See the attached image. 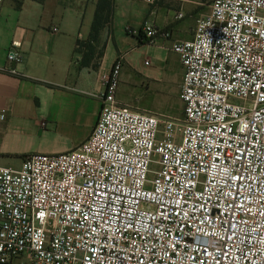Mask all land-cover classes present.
<instances>
[{
	"label": "built area",
	"instance_id": "built-area-1",
	"mask_svg": "<svg viewBox=\"0 0 264 264\" xmlns=\"http://www.w3.org/2000/svg\"><path fill=\"white\" fill-rule=\"evenodd\" d=\"M172 50L182 120L120 105L119 57L79 147L0 167V264H264V0H212Z\"/></svg>",
	"mask_w": 264,
	"mask_h": 264
},
{
	"label": "crops",
	"instance_id": "crops-1",
	"mask_svg": "<svg viewBox=\"0 0 264 264\" xmlns=\"http://www.w3.org/2000/svg\"><path fill=\"white\" fill-rule=\"evenodd\" d=\"M112 1V20L101 31L99 41L93 43L94 54L87 66L82 64L85 50L77 52L78 42L88 41L99 0L2 1L0 114L4 112L5 118H0V140L31 138L42 129L66 122L78 124L86 118L91 122V131L80 141L83 143L97 122L105 79L119 57L123 58L122 70L139 74L155 100L160 98L164 106L161 111L171 109L165 97L177 84L181 89L183 80L180 58L172 45L192 39L195 23L179 25L186 19V12L174 13L159 3ZM179 12L186 16L178 21L175 17ZM146 22L169 30L171 37L151 42L145 36ZM14 47L22 55L19 63L7 57ZM152 50L156 62L150 59L146 66L147 54ZM117 101L120 104L118 93Z\"/></svg>",
	"mask_w": 264,
	"mask_h": 264
},
{
	"label": "rangeland",
	"instance_id": "rangeland-1",
	"mask_svg": "<svg viewBox=\"0 0 264 264\" xmlns=\"http://www.w3.org/2000/svg\"><path fill=\"white\" fill-rule=\"evenodd\" d=\"M211 1L158 0L157 3L172 9L174 13L180 10L186 12V19L181 21L179 25H185L189 21L194 25L197 16L208 12ZM147 56L148 60L151 59L153 63L156 62L153 50ZM142 60L143 58H141V62ZM121 81L122 83L119 84L117 93L118 100H120L122 106H134V108L138 107L141 112L151 111L164 116L183 119V103L180 99L179 84L175 86V90L169 96L165 97L168 98L171 109L161 111L164 106L161 105L160 98L155 100V95L152 94L150 88L147 87L139 74L123 69L120 73ZM90 131L91 122L85 118L82 123L66 122L61 123L57 127L42 129L40 133L31 138H23L11 142L0 140V166L19 169L25 156L59 155L70 152L73 150L72 148L80 144V141Z\"/></svg>",
	"mask_w": 264,
	"mask_h": 264
},
{
	"label": "trees",
	"instance_id": "trees-1",
	"mask_svg": "<svg viewBox=\"0 0 264 264\" xmlns=\"http://www.w3.org/2000/svg\"><path fill=\"white\" fill-rule=\"evenodd\" d=\"M113 17V1L112 0H99L97 5L96 14L92 24V30L90 37L86 42H78L77 52L81 53L82 48L85 50L83 52L82 64L87 66L89 61L94 54L93 43L99 41L101 31L111 22ZM102 56L100 53L99 57ZM27 156L23 157L25 159Z\"/></svg>",
	"mask_w": 264,
	"mask_h": 264
}]
</instances>
